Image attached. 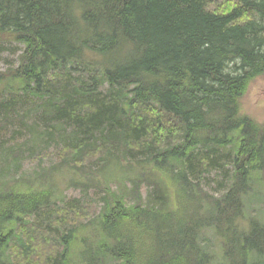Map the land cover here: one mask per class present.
<instances>
[{"label": "trees", "instance_id": "obj_1", "mask_svg": "<svg viewBox=\"0 0 264 264\" xmlns=\"http://www.w3.org/2000/svg\"><path fill=\"white\" fill-rule=\"evenodd\" d=\"M212 1L0 0V53L23 46L0 71V129L29 151L54 142L49 170L84 191L113 163L140 170L98 186L93 222L95 206L51 203L36 179L1 183L0 264H264V219L245 212L264 124L241 111L264 76V0ZM212 173L218 197L201 187ZM40 211L45 225L23 219Z\"/></svg>", "mask_w": 264, "mask_h": 264}, {"label": "rangeland", "instance_id": "obj_2", "mask_svg": "<svg viewBox=\"0 0 264 264\" xmlns=\"http://www.w3.org/2000/svg\"><path fill=\"white\" fill-rule=\"evenodd\" d=\"M223 0H213L207 9L212 11L216 5ZM3 51L0 53V71L4 72L7 69H15L18 65V56L23 51V46L17 43H5L3 44ZM241 111L253 118L258 123L264 124V76L255 79L248 86L247 92L241 100ZM10 127V126H9ZM17 127L11 126L9 129H0V184L5 181H9L8 185L14 184L13 179L31 178L36 179L37 183L46 185L51 189V203L61 205L67 200H76L83 206L93 205L96 209V215L93 217V221H97V212L101 205V197L104 193L99 188L102 185L108 184V186L116 190L119 183L123 182L126 187H129V182L125 181L128 177H135L140 170L136 168H130V170L121 169L116 166L115 163L111 164L109 168L100 174H93L90 177V181L95 186L90 187L87 191H84L83 187L74 186L76 181L81 180L80 176L66 167L56 166L54 169L49 170L51 166L60 162L59 160V147L54 142H49L48 145L43 144L38 150H30L27 145L24 146L26 140L24 136L14 134ZM4 131H6L4 133ZM13 147L14 149H20L19 156H9L7 163L3 164L1 168L4 156L7 154V149ZM42 169H46V174L42 173ZM138 171V172H137ZM49 179V181H48ZM48 181V184L45 182ZM86 181V180H85ZM221 178L217 177L215 173H212L207 181L202 182L201 187L209 194L220 196L219 191L221 187L219 182ZM47 183V182H46ZM74 184V185H73ZM23 186V184H22ZM99 186V187H98ZM254 193L245 199L247 205L246 214L248 218L255 217L259 220L264 219V188L258 183L252 184ZM151 188L143 186L142 194L150 191ZM219 193V194H218ZM43 211H40L38 216L23 217V219L30 221L31 223L36 221H43L46 224L45 218L42 216ZM18 225H16L17 227ZM91 233V226H82L75 230L76 236L87 235ZM13 241L11 245H13ZM216 245V243H215ZM76 260V259H75Z\"/></svg>", "mask_w": 264, "mask_h": 264}]
</instances>
